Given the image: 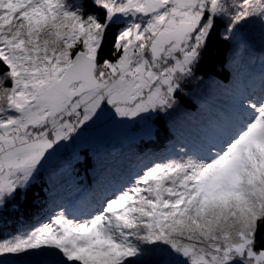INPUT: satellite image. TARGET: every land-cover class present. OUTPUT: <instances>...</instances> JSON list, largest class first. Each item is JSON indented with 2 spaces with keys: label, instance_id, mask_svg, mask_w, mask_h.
Instances as JSON below:
<instances>
[{
  "label": "snow or ice",
  "instance_id": "1",
  "mask_svg": "<svg viewBox=\"0 0 264 264\" xmlns=\"http://www.w3.org/2000/svg\"><path fill=\"white\" fill-rule=\"evenodd\" d=\"M252 22L264 0H0V215L101 121L169 115L214 37ZM179 151L0 238V264H264V82Z\"/></svg>",
  "mask_w": 264,
  "mask_h": 264
},
{
  "label": "trees",
  "instance_id": "2",
  "mask_svg": "<svg viewBox=\"0 0 264 264\" xmlns=\"http://www.w3.org/2000/svg\"><path fill=\"white\" fill-rule=\"evenodd\" d=\"M223 33V26L218 27ZM264 82V29L246 24L231 39L215 36L197 78L185 86L180 105L162 120L152 118L148 138L117 144L103 151L82 148L56 165L57 172L42 171L27 195L18 196L0 215V238L24 234L46 223L61 208L69 214L91 210L114 186L134 178L153 159L195 148L225 119L244 92L259 93Z\"/></svg>",
  "mask_w": 264,
  "mask_h": 264
},
{
  "label": "rangeland",
  "instance_id": "3",
  "mask_svg": "<svg viewBox=\"0 0 264 264\" xmlns=\"http://www.w3.org/2000/svg\"><path fill=\"white\" fill-rule=\"evenodd\" d=\"M246 91L244 89V92ZM152 118L126 124H116L108 120L101 121L71 143L60 147L51 157L44 171L57 172L58 168L56 165L62 166L67 161V158H71V155H76L82 148H88L91 151H103L117 144L148 138L152 135L154 129Z\"/></svg>",
  "mask_w": 264,
  "mask_h": 264
}]
</instances>
